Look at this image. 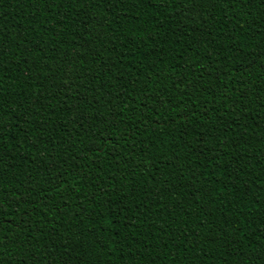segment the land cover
I'll return each instance as SVG.
<instances>
[{"label": "trees", "instance_id": "1", "mask_svg": "<svg viewBox=\"0 0 264 264\" xmlns=\"http://www.w3.org/2000/svg\"><path fill=\"white\" fill-rule=\"evenodd\" d=\"M0 264H264V0H0Z\"/></svg>", "mask_w": 264, "mask_h": 264}, {"label": "snow or ice", "instance_id": "2", "mask_svg": "<svg viewBox=\"0 0 264 264\" xmlns=\"http://www.w3.org/2000/svg\"><path fill=\"white\" fill-rule=\"evenodd\" d=\"M206 0H189V14L192 16L200 15V8Z\"/></svg>", "mask_w": 264, "mask_h": 264}]
</instances>
